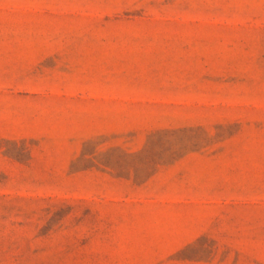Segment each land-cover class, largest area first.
<instances>
[{
  "label": "rangeland",
  "instance_id": "374dc122",
  "mask_svg": "<svg viewBox=\"0 0 264 264\" xmlns=\"http://www.w3.org/2000/svg\"><path fill=\"white\" fill-rule=\"evenodd\" d=\"M0 264H264V0H0Z\"/></svg>",
  "mask_w": 264,
  "mask_h": 264
}]
</instances>
